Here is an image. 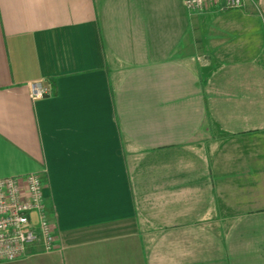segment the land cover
I'll return each instance as SVG.
<instances>
[{
	"label": "crops",
	"instance_id": "crops-1",
	"mask_svg": "<svg viewBox=\"0 0 264 264\" xmlns=\"http://www.w3.org/2000/svg\"><path fill=\"white\" fill-rule=\"evenodd\" d=\"M28 173L55 249L0 263L264 264V0H0V178Z\"/></svg>",
	"mask_w": 264,
	"mask_h": 264
},
{
	"label": "built area",
	"instance_id": "built-area-1",
	"mask_svg": "<svg viewBox=\"0 0 264 264\" xmlns=\"http://www.w3.org/2000/svg\"><path fill=\"white\" fill-rule=\"evenodd\" d=\"M189 12L219 0H182ZM226 7H241L246 0H221ZM48 82L28 83L29 97L51 93ZM38 244L45 253L55 249L56 230L49 216L38 173L0 178V262L22 257L28 247Z\"/></svg>",
	"mask_w": 264,
	"mask_h": 264
},
{
	"label": "rangeland",
	"instance_id": "rangeland-1",
	"mask_svg": "<svg viewBox=\"0 0 264 264\" xmlns=\"http://www.w3.org/2000/svg\"><path fill=\"white\" fill-rule=\"evenodd\" d=\"M262 0H246L245 1V4L243 5V6H241V7H239V8H242V7H244L245 5H247V4H249V5H252V6H256L257 4H259L260 2H261ZM198 11V10H197ZM34 246H36L35 244H33ZM33 246V247H34ZM32 247V246H31ZM41 250V252L42 253H44V254H47V253H45V252H43L42 251V249H40ZM41 253L40 252H38L37 251V255H40ZM42 255V254H41ZM25 256V254L22 256V257H20L19 259H21V258H23ZM43 257V256H42ZM42 257H30L28 260H27V264H35V263H37V262H39V261H41L43 258ZM19 259H17V260H19ZM41 259V260H40ZM25 263V264H26ZM0 264H6V263H0Z\"/></svg>",
	"mask_w": 264,
	"mask_h": 264
}]
</instances>
